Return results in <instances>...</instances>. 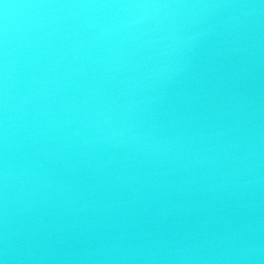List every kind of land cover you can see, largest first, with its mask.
Masks as SVG:
<instances>
[{
  "label": "water",
  "instance_id": "obj_1",
  "mask_svg": "<svg viewBox=\"0 0 264 264\" xmlns=\"http://www.w3.org/2000/svg\"><path fill=\"white\" fill-rule=\"evenodd\" d=\"M0 264H264V0H0Z\"/></svg>",
  "mask_w": 264,
  "mask_h": 264
}]
</instances>
